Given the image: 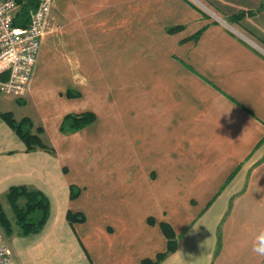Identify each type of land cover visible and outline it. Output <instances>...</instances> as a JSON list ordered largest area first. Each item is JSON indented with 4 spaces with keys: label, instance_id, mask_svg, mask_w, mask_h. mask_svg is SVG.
Returning <instances> with one entry per match:
<instances>
[{
    "label": "crops",
    "instance_id": "0c3cea01",
    "mask_svg": "<svg viewBox=\"0 0 264 264\" xmlns=\"http://www.w3.org/2000/svg\"><path fill=\"white\" fill-rule=\"evenodd\" d=\"M53 13L60 28L42 38L32 81L18 97L33 104L30 118L56 153L26 151L4 125L17 148L0 137V151L11 156L6 175H17L9 188L25 185L50 201L45 225L29 235L11 203L13 217L2 204L16 263L141 264L167 249L165 221L178 245L159 264H260L264 43L254 35L264 39V22L261 35L245 36L190 0H54ZM56 76L61 84L52 86ZM69 89L81 95L68 97ZM85 111L95 122L60 131L66 114ZM71 140L90 147L78 150ZM97 155L118 157V179L104 172L94 181L112 190L104 199L120 203L118 213L85 210L84 178L89 187L100 168L79 157ZM72 184L82 188L75 199ZM69 210L86 220L70 223Z\"/></svg>",
    "mask_w": 264,
    "mask_h": 264
},
{
    "label": "trees",
    "instance_id": "16d2710c",
    "mask_svg": "<svg viewBox=\"0 0 264 264\" xmlns=\"http://www.w3.org/2000/svg\"><path fill=\"white\" fill-rule=\"evenodd\" d=\"M17 3L19 8L15 17V24L26 25L29 21L31 10L37 5V0H17ZM251 14L254 13L252 12ZM245 15L246 12L241 11L231 15L229 18H226V20L231 23H240L241 20L245 18ZM179 28V26H175L170 28L169 31L173 32ZM250 32L254 35L253 30H250ZM254 36H257L260 41L264 43V39L261 36ZM80 95L81 93L74 92L71 89L67 91L68 97ZM0 116L24 142L26 151L30 152L37 149H43L53 154L56 153L54 146L43 138L45 132L43 126H35L30 117L26 116L21 120H17L13 113L9 111H0ZM95 119L96 114L91 111L68 113L63 118L60 131L64 134L79 131L92 124ZM70 189L72 199L77 198L81 193V189L75 184H72ZM7 196L14 211L16 223L21 229V233L24 235L38 233L45 225L50 213V201L48 197L43 192L29 188L25 185L10 187ZM67 219L70 223H74L83 222L86 220V217L84 213L80 211L73 212L69 210L67 213ZM149 223L154 224L155 220L150 217ZM0 225L5 230L6 235L12 232V221L4 210L1 202ZM159 225L167 238V249L163 252L157 253L154 258L143 259L141 264H159L177 248L178 237L171 224L162 221Z\"/></svg>",
    "mask_w": 264,
    "mask_h": 264
},
{
    "label": "rangeland",
    "instance_id": "374dc122",
    "mask_svg": "<svg viewBox=\"0 0 264 264\" xmlns=\"http://www.w3.org/2000/svg\"><path fill=\"white\" fill-rule=\"evenodd\" d=\"M190 1L193 4H195L197 7H199L201 10H203L210 18L215 19V20H220L222 22L225 21L226 18H229L231 15L244 11L246 12V15H245V18H243L240 23H233L229 25L234 27L237 31L241 32L245 36L246 35L249 36L247 33L250 32V30H253V31L257 30L258 34L260 35L263 33V31L260 30L261 28L259 29L257 27L263 26L262 24L264 22V0H190ZM252 12L254 14H251ZM59 81L61 82L62 78L59 76H56L54 81L51 82L50 80H45V83L48 84L51 82V85L53 86V84L55 85L58 83L61 84ZM0 111L12 112L14 117L17 120H21L23 117H26V116L34 118V113L36 110L33 104H31L30 102H27V100L24 97H18L17 95L13 94V95H6V96L0 95ZM2 125L6 126L10 131H12V133H14L15 137L20 143L22 140L10 128V126L0 117V137L3 136L7 144L12 145L13 148H17L16 143L10 140L8 136L6 135V133L3 131ZM77 142L78 143H76V141L72 142L71 140L70 143H72L75 146V148L77 147L78 150L83 151V150H86L88 147H90V145L86 143L87 141L83 142L82 145H81V142L79 141ZM72 144H71V147H72ZM100 144L102 145V142ZM61 145H62L61 147L65 146V145L63 146V142L61 143ZM10 158L11 156L8 155L6 152L0 151V202L4 205L8 214L11 217H13V211L8 203L7 193L9 190V186L15 182L17 175L9 171V174H12L11 178L13 181H10L9 176L6 175L7 170H9L8 167L12 165V163L9 160ZM117 158L118 157L98 156V155L79 157V159H82L83 163L86 164L89 161H91L90 164L93 167L100 168V170H98L96 173L95 180L90 178L91 185L89 187H87L88 185L87 178H84L86 189L82 195V198L87 206L85 210H88L89 213L88 212L87 213L90 214V216L98 214L99 212L104 211V210L108 211L109 210L108 208H110L111 213H118L120 210V206H121L120 203H109L106 201V199H104L105 189L106 190L107 189L111 190V189L108 186L105 187V185L103 184H100L97 186L96 182H94V181H98L100 183L103 180V178L100 176V173L103 175L104 172H106V174H109L110 177H112V180H115L116 178L118 179V171H117V168L114 167L115 165L118 164L116 162ZM83 159H86L88 161L85 162L83 161ZM83 163L78 164L76 162L75 163V166H77L76 169L82 168L80 167V165ZM110 168H115V169H113V171L111 172ZM78 187L82 190L80 186ZM111 197L114 199V195H112ZM111 197L109 198L110 200H111ZM62 221H63V225L66 226L64 224L65 223L64 221H66V218H64ZM64 226L63 228L65 229ZM66 229H68V226ZM60 234L62 233L60 232ZM36 235L37 234L30 235L27 237V239L36 237ZM5 240L7 242L6 236H5ZM11 241H12V237H10V242ZM67 243L70 245L69 237L67 238ZM13 259L15 261V257ZM39 259H36V260H39ZM33 260L31 259L29 264L33 263L34 262ZM20 262L25 264L24 261L21 259H20ZM15 264H17L16 261H15ZM39 264H44V258H42Z\"/></svg>",
    "mask_w": 264,
    "mask_h": 264
},
{
    "label": "built area",
    "instance_id": "2783aa9c",
    "mask_svg": "<svg viewBox=\"0 0 264 264\" xmlns=\"http://www.w3.org/2000/svg\"><path fill=\"white\" fill-rule=\"evenodd\" d=\"M53 6L54 0H37L28 23L17 25V0H0V95L22 96L30 85L42 38L60 28ZM0 264H15L1 225Z\"/></svg>",
    "mask_w": 264,
    "mask_h": 264
},
{
    "label": "clouds",
    "instance_id": "9594fccd",
    "mask_svg": "<svg viewBox=\"0 0 264 264\" xmlns=\"http://www.w3.org/2000/svg\"><path fill=\"white\" fill-rule=\"evenodd\" d=\"M259 254L264 255V249L258 250Z\"/></svg>",
    "mask_w": 264,
    "mask_h": 264
}]
</instances>
